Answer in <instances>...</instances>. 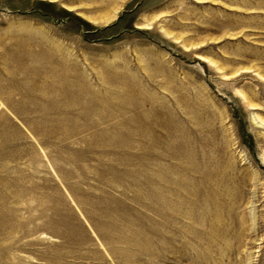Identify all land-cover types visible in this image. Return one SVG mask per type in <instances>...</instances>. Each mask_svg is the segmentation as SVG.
Listing matches in <instances>:
<instances>
[{"label": "rangeland", "instance_id": "obj_1", "mask_svg": "<svg viewBox=\"0 0 264 264\" xmlns=\"http://www.w3.org/2000/svg\"><path fill=\"white\" fill-rule=\"evenodd\" d=\"M0 264H264V0H0Z\"/></svg>", "mask_w": 264, "mask_h": 264}]
</instances>
